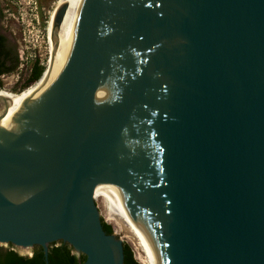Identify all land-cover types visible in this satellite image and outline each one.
Returning a JSON list of instances; mask_svg holds the SVG:
<instances>
[{
  "label": "water",
  "instance_id": "95a60500",
  "mask_svg": "<svg viewBox=\"0 0 264 264\" xmlns=\"http://www.w3.org/2000/svg\"><path fill=\"white\" fill-rule=\"evenodd\" d=\"M51 39L59 119L0 138V244L125 264L105 179L154 264H264V0H68Z\"/></svg>",
  "mask_w": 264,
  "mask_h": 264
},
{
  "label": "rangeland",
  "instance_id": "374dc122",
  "mask_svg": "<svg viewBox=\"0 0 264 264\" xmlns=\"http://www.w3.org/2000/svg\"><path fill=\"white\" fill-rule=\"evenodd\" d=\"M59 1L60 0H1V6L4 11L3 15L9 25L7 33L10 39L16 44L18 57L21 49L35 51L38 57L43 59L46 64L47 67L44 66L46 67L45 71L49 68L53 56L50 50L49 23L52 15L55 14L54 11H56L60 5ZM38 61L40 62V59H38ZM13 72L8 73V76L2 79V87L4 88V86H6L10 88L11 90L8 91L13 90L12 92L23 93L29 89H33L39 84V81L32 84L33 86H25V83L23 84L22 81L15 83L14 77L12 76ZM1 90L5 89H0V91ZM95 198L97 199L96 202L99 206L102 219L110 223L121 238L131 245L136 257L140 256L141 250L140 248L138 249L135 239L119 225L117 226L114 222L107 219L106 209L104 208L105 206L100 192L95 193ZM0 245L5 248L9 246V244ZM16 249L22 254L31 255L34 247L27 249L16 247ZM141 264L143 263L141 262Z\"/></svg>",
  "mask_w": 264,
  "mask_h": 264
},
{
  "label": "bare ground",
  "instance_id": "6f19581e",
  "mask_svg": "<svg viewBox=\"0 0 264 264\" xmlns=\"http://www.w3.org/2000/svg\"><path fill=\"white\" fill-rule=\"evenodd\" d=\"M66 1L68 0H60L59 4H62ZM53 19L54 14L52 15V18L49 23L50 50L53 56L49 68L38 80L39 84L33 89H29L28 91L23 93L8 91V89L0 91V95L7 98L10 103L8 113H0V138L4 137L7 134L9 135L8 137L12 139L11 142H15L13 140L14 127H20L22 124L28 122L32 117V114H34L36 111H40L41 114H44V112H47L49 110L47 121L50 122V124L52 125L53 123H55L56 119H59L48 102L42 84L43 79L53 68L58 59L57 53L55 51L51 39V28ZM46 108L48 110L44 111L43 109ZM58 122H60V120ZM97 192H100V195L102 196V201L105 206L104 208L106 209L107 213V219L114 222L117 226L119 225L125 232L130 234L135 239L136 244L138 245V249L140 248L141 250V255L139 254L140 256H138L137 258L143 264H154V261L146 245L145 240L143 239L139 230L135 226L128 212L124 208L116 192L112 189V187L105 179H102L97 185L95 193Z\"/></svg>",
  "mask_w": 264,
  "mask_h": 264
},
{
  "label": "trees",
  "instance_id": "16d2710c",
  "mask_svg": "<svg viewBox=\"0 0 264 264\" xmlns=\"http://www.w3.org/2000/svg\"><path fill=\"white\" fill-rule=\"evenodd\" d=\"M5 40L6 38L0 34V76L4 73L13 72L19 63L18 52L13 58L11 52L6 49ZM45 69L46 67L42 66L38 60L35 61L32 73L25 86L37 82L42 77ZM2 86L3 81L0 79V87ZM103 225L108 233L114 232L113 226L104 219ZM124 250L125 264H141L129 243H124ZM86 259L85 254L78 255L67 242L59 241L50 245L49 264H82ZM0 264H46L44 248L41 245H36L32 255H25L20 253L16 246L11 243L6 248L0 245Z\"/></svg>",
  "mask_w": 264,
  "mask_h": 264
},
{
  "label": "built area",
  "instance_id": "2783aa9c",
  "mask_svg": "<svg viewBox=\"0 0 264 264\" xmlns=\"http://www.w3.org/2000/svg\"><path fill=\"white\" fill-rule=\"evenodd\" d=\"M28 49H21L19 53V64L16 70L12 73V76L14 77V82L18 83L21 82L27 83L32 70H33V64L35 61L40 59V64L42 66H46L43 59L38 57V54L35 51H27ZM47 67V66H46ZM6 76H8V73H4L0 76V79H4ZM36 83V82H35ZM34 84V83H33ZM32 85V84H31ZM0 89H8L6 86L0 87ZM13 91V90H12Z\"/></svg>",
  "mask_w": 264,
  "mask_h": 264
},
{
  "label": "flooded vegetation",
  "instance_id": "af4514ba",
  "mask_svg": "<svg viewBox=\"0 0 264 264\" xmlns=\"http://www.w3.org/2000/svg\"><path fill=\"white\" fill-rule=\"evenodd\" d=\"M3 12L4 11L1 6V0H0V34L6 38L5 40L6 49L11 52V55L14 58L17 52V47H16V44L10 39V36L7 33V28H9V25L7 21L5 20V16L3 15Z\"/></svg>",
  "mask_w": 264,
  "mask_h": 264
}]
</instances>
